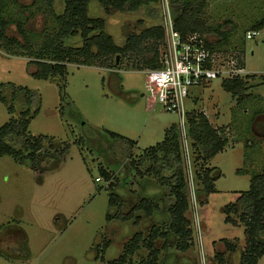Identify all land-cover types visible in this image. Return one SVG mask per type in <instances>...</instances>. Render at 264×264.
Masks as SVG:
<instances>
[{"label":"rangeland","instance_id":"rangeland-1","mask_svg":"<svg viewBox=\"0 0 264 264\" xmlns=\"http://www.w3.org/2000/svg\"><path fill=\"white\" fill-rule=\"evenodd\" d=\"M46 11L43 0H5L3 17L25 18L27 36L33 35L37 45L42 42V33L55 27ZM203 12L209 28L221 26L231 31L222 51L225 59L240 56L242 46L240 57L253 77L248 81L249 97L240 103L221 86V78L191 90L192 99L186 100L185 110L202 111L213 127L221 128L228 142L203 164L220 174L213 182L214 191L202 204L195 200L204 259L192 230V246L186 251L176 249L173 237L165 247L158 239V264H210L216 253H222L226 263L238 264L246 244L244 227L225 223L222 207L249 188L252 175L264 172V28L252 39L244 38L254 22L264 17V0H206ZM88 15L102 17L106 32L118 43L127 31L149 22L144 10L106 15L95 0L88 5ZM5 36L24 44L13 22ZM205 37L218 39L213 32ZM2 45L0 39V86L13 84L37 94L38 113L30 120L27 132L47 137L50 155L41 161L39 158L34 168L18 163L11 155L0 156V264H111L136 231L146 237L151 225L168 220V188L142 173L138 155L160 142L165 129L178 124L179 117L158 105L148 107L143 70L132 68L126 58L112 68L68 64L64 76L42 78L33 75L36 66L28 61L29 56L14 55ZM2 90L6 94V89ZM13 116L17 111L9 114L0 101V126ZM108 131L136 141L131 158L120 161V149L107 136ZM64 147H68L66 151H59ZM132 159L137 168L130 163ZM47 164L50 168H45ZM100 168L108 170L116 182L113 191L124 199L121 211H127L142 194L155 197L154 214L146 217L141 212L137 226L107 221L106 215L113 210L109 207L113 191L107 188ZM96 177L101 181H95ZM187 215L191 218V210ZM225 240L234 245L233 251L227 249ZM105 241H109L107 247ZM146 256L147 249L141 245L125 264ZM258 264H264V255Z\"/></svg>","mask_w":264,"mask_h":264},{"label":"trees","instance_id":"trees-1","mask_svg":"<svg viewBox=\"0 0 264 264\" xmlns=\"http://www.w3.org/2000/svg\"><path fill=\"white\" fill-rule=\"evenodd\" d=\"M46 4V14L52 17L55 27L51 32H44L40 44H33V38L27 36L26 20L22 17L4 19L5 0H0V39L8 51L17 56H29L30 63L35 64V77L53 78L64 76L68 64L97 65L112 68L121 65V58L130 61V66L137 70L156 68L159 66L160 49L163 42V29L160 20L158 0H95L106 15L116 13H135L144 10L148 13V24L140 29L127 31L123 42H116L106 32L105 20L102 17L88 15V5L92 0H43ZM170 10L175 30L182 36L188 33H199L205 40L207 49L212 53H223L224 45L228 44L231 31L222 27L209 28L203 18L206 7L205 0H188L186 2L170 1ZM60 9L58 12L57 10ZM14 23L19 35L24 40L20 44L15 38H8L5 32L10 23ZM139 23L142 19L138 20ZM264 28V17L254 22L249 30ZM213 32L218 39L210 41L205 37ZM245 34V33H244ZM33 40V41H32ZM227 47V46H226ZM230 49V48H229ZM242 55V46L239 49ZM224 54V53H223ZM118 56V61L116 60ZM239 57V56H238ZM129 65V64H128ZM264 82V74L261 75ZM252 74L242 77L222 79L221 86L236 97L237 102L249 95L248 81ZM3 88L6 94H3ZM0 101L5 105L9 114L17 111L8 122L0 126V156L11 155L18 163H26L34 168L39 158L50 155L47 137H33L27 132L31 119L38 113L39 98L36 93L13 84L0 86ZM17 106V107H16ZM18 108V109H17ZM264 116V115H262ZM259 118V117H258ZM221 128H215L202 111L192 109L186 119V139L192 155L194 169V195L198 204L214 191L213 182L218 179L219 172L203 164L215 154L222 151L228 142ZM120 149V161L131 158V152L136 141L116 134L107 133ZM46 150H42L45 149ZM64 147L59 151H66ZM41 152L38 154V152ZM58 150H55V153ZM138 162L143 167L142 173L152 175L160 187L168 188L166 212L168 220L162 225H151L147 236L136 231L120 255L110 261L111 264H125L140 248L147 249L145 260L130 264H158L159 249L155 243L163 240L165 247L170 237L175 239V247L186 251L192 246L191 221L188 217L189 189L185 172L183 147L177 124H172L164 131L163 139L150 146L138 155ZM131 164L136 165L132 159ZM199 164V166H197ZM45 168H50L47 164ZM139 169L137 170V172ZM139 173V172H138ZM139 173V174H142ZM102 178L108 182L107 188L113 191L116 182L112 180L108 170L100 168ZM140 176V175H139ZM143 186V184H142ZM203 197V198H202ZM155 197H145L141 194L137 202L121 211L123 197L114 191L109 193V207L113 210L106 215L107 221L116 220L121 223L131 222L137 226L141 220V212L151 217L155 210ZM225 215L224 222L237 226L242 224L246 236L245 247L240 254L238 264H258V259L264 255V172L251 176L249 188L240 193L234 202L222 207ZM109 241L104 242V247ZM225 246L233 251L234 245L225 240ZM225 262L222 253L214 255V263Z\"/></svg>","mask_w":264,"mask_h":264},{"label":"built area","instance_id":"built-area-1","mask_svg":"<svg viewBox=\"0 0 264 264\" xmlns=\"http://www.w3.org/2000/svg\"><path fill=\"white\" fill-rule=\"evenodd\" d=\"M158 1L163 42L160 49L159 66L143 70V94L146 96L150 109L158 105L164 111L177 114L179 117L177 127L180 131L188 181L189 211L191 210L192 213L190 221L196 237L195 243L203 260L202 228L194 195V169L186 139V119L189 111L185 110V102L191 98L192 89H201L207 86L212 79L242 77L250 73L244 67L243 57L232 55L227 61L223 56L225 54L210 52L204 38L199 33L180 35L174 28L169 1ZM258 33L257 30H247L244 38L252 39ZM95 181H101V178L96 177Z\"/></svg>","mask_w":264,"mask_h":264},{"label":"water","instance_id":"water-1","mask_svg":"<svg viewBox=\"0 0 264 264\" xmlns=\"http://www.w3.org/2000/svg\"><path fill=\"white\" fill-rule=\"evenodd\" d=\"M116 60L118 61V56H116Z\"/></svg>","mask_w":264,"mask_h":264},{"label":"flooded vegetation","instance_id":"flooded-vegetation-1","mask_svg":"<svg viewBox=\"0 0 264 264\" xmlns=\"http://www.w3.org/2000/svg\"><path fill=\"white\" fill-rule=\"evenodd\" d=\"M206 1V0H205Z\"/></svg>","mask_w":264,"mask_h":264}]
</instances>
